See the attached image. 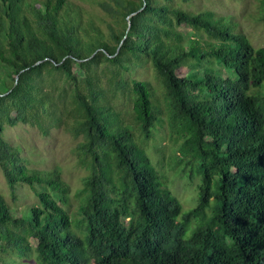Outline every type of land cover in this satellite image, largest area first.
<instances>
[{"label": "trees", "instance_id": "obj_1", "mask_svg": "<svg viewBox=\"0 0 264 264\" xmlns=\"http://www.w3.org/2000/svg\"><path fill=\"white\" fill-rule=\"evenodd\" d=\"M190 2H98L114 19L104 33L71 0H0V170L14 201L20 186L37 199L15 213L0 193L2 252L38 264H264V47ZM145 64L201 179L185 212L115 106L128 92L134 126L152 137L156 93L127 77ZM65 117L89 171L75 215L60 171L30 168L5 138Z\"/></svg>", "mask_w": 264, "mask_h": 264}, {"label": "rangeland", "instance_id": "obj_2", "mask_svg": "<svg viewBox=\"0 0 264 264\" xmlns=\"http://www.w3.org/2000/svg\"><path fill=\"white\" fill-rule=\"evenodd\" d=\"M102 1L114 4V0H71V3L72 10L80 14L84 25L94 22L104 33H107L108 24H113L114 19L98 5V2ZM183 7L196 13L210 12L216 19L224 18L231 23L235 33L246 35L256 48L264 47V0H191L190 3L183 4ZM181 30L190 32L187 27ZM203 38L209 40L207 35ZM182 72L185 74L187 69L184 68ZM127 77L151 83L156 93L155 99L161 107L159 115L162 120L153 129L152 137L147 139L145 133L133 124V104L129 93L120 92L115 106L121 113L124 124L133 128L134 139L145 148L164 181L181 201L183 211L195 208L198 205L201 179L179 154L181 140L179 135L170 129L161 80L150 64L136 69ZM65 121V125L51 126L47 132L29 124L7 127L5 138L12 145L21 148L22 156L27 160L30 168L45 172L60 171L62 179L70 187V207L75 215L80 200L79 193L83 188V179L89 171L84 164L85 157L77 151L82 138L76 137L70 130L73 121L66 117ZM0 193L4 195L15 213L37 203L34 192L27 186L17 188L18 200L14 201L1 170ZM0 264H38V262L34 256L18 259L15 255L6 254L0 249Z\"/></svg>", "mask_w": 264, "mask_h": 264}]
</instances>
